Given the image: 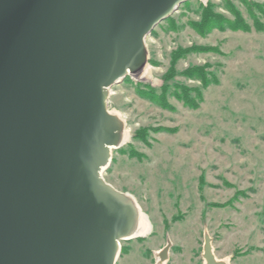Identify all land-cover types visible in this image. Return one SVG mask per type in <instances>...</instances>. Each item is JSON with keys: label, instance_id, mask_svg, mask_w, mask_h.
<instances>
[{"label": "water", "instance_id": "95a60500", "mask_svg": "<svg viewBox=\"0 0 264 264\" xmlns=\"http://www.w3.org/2000/svg\"><path fill=\"white\" fill-rule=\"evenodd\" d=\"M189 1L0 0V264H115L136 206L102 179L124 127L109 89ZM202 258L225 264L208 237Z\"/></svg>", "mask_w": 264, "mask_h": 264}, {"label": "rangeland", "instance_id": "374dc122", "mask_svg": "<svg viewBox=\"0 0 264 264\" xmlns=\"http://www.w3.org/2000/svg\"><path fill=\"white\" fill-rule=\"evenodd\" d=\"M207 6L219 27L203 29ZM145 48L147 77L109 89L129 138L102 179L150 232L120 241L115 264H156L167 246L163 264H204L205 237L218 261L264 264V0L186 2Z\"/></svg>", "mask_w": 264, "mask_h": 264}, {"label": "bare ground", "instance_id": "6f19581e", "mask_svg": "<svg viewBox=\"0 0 264 264\" xmlns=\"http://www.w3.org/2000/svg\"><path fill=\"white\" fill-rule=\"evenodd\" d=\"M147 75H148V66H146L143 69V72H142L140 78L147 77ZM109 95H111L110 92H109ZM119 119H120V117H119ZM128 138H129L128 131L123 128L121 133H120V144H121V146H123L127 143ZM149 232H150L149 222L146 220L145 216L143 215V213L141 212L139 207H136L134 210V214H133L132 227H131L130 233H129L128 237H126V239L127 240L139 239L143 236H146L147 233H149Z\"/></svg>", "mask_w": 264, "mask_h": 264}, {"label": "trees", "instance_id": "16d2710c", "mask_svg": "<svg viewBox=\"0 0 264 264\" xmlns=\"http://www.w3.org/2000/svg\"><path fill=\"white\" fill-rule=\"evenodd\" d=\"M203 11L205 13L204 14V17H203V20H204V23L202 25L204 27L203 29L212 28V27L213 28L219 27V25L215 24V22H211V21H217V19H218V18L215 19L214 16H211V12H210L211 11V7L210 6H207ZM228 28L230 30H232V31H241V32H248L249 31L247 26H234L231 23L228 24ZM261 28L262 27L260 25H257L256 26V30L257 31H261L262 30ZM185 73L193 76V72L191 70H187V71H185ZM199 78L201 79L202 76H199Z\"/></svg>", "mask_w": 264, "mask_h": 264}]
</instances>
